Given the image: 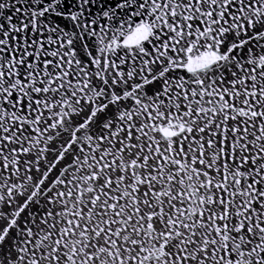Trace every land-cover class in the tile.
I'll return each instance as SVG.
<instances>
[{
	"label": "snow or ice",
	"instance_id": "snow-or-ice-1",
	"mask_svg": "<svg viewBox=\"0 0 264 264\" xmlns=\"http://www.w3.org/2000/svg\"><path fill=\"white\" fill-rule=\"evenodd\" d=\"M0 264H264V0H0Z\"/></svg>",
	"mask_w": 264,
	"mask_h": 264
}]
</instances>
